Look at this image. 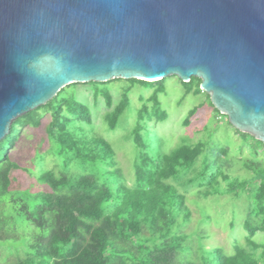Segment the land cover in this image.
I'll list each match as a JSON object with an SVG mask.
<instances>
[{
    "label": "trees",
    "instance_id": "obj_1",
    "mask_svg": "<svg viewBox=\"0 0 264 264\" xmlns=\"http://www.w3.org/2000/svg\"><path fill=\"white\" fill-rule=\"evenodd\" d=\"M117 81H124L126 86L114 104L111 92L101 86ZM164 83L165 79L74 83L46 105L25 114L35 128L50 114L47 137L57 146L65 169L77 164L86 172L77 176L41 173L37 185L47 186L49 191L32 192V188L21 185L16 174L24 168L12 162L11 150L20 131L31 123L23 122L24 116L13 122L10 133L0 141V264H261L264 245L254 240L257 233H264V159L258 150L255 159L245 161L244 167L251 173L248 177L231 180L225 167L215 168L212 163L210 176L202 180L199 192L206 198L218 193L243 194L251 185L252 202L243 224L248 234L246 246L235 239L231 255L223 247L208 250L201 243L204 236L179 230L181 223L191 221L192 211L187 205L188 195L173 182L181 172L193 170L205 144H184L162 155L151 151L155 142L161 141L156 125L168 119L159 97ZM201 83L196 77L182 82L188 91L195 84L196 94L204 93ZM77 85H92L95 102L104 98L108 108L104 120L111 131L133 107L131 93L135 87L153 90L149 98L140 95L141 106L133 108L136 122L129 140L138 156L131 185L110 142L93 130L90 108L75 97L63 96ZM204 94L210 101V95ZM42 109L43 115L39 113ZM198 110L196 107L189 112L184 127L190 126ZM257 142L264 148L261 141ZM227 152L224 148L219 153ZM207 172L204 168L198 177L202 179Z\"/></svg>",
    "mask_w": 264,
    "mask_h": 264
},
{
    "label": "water",
    "instance_id": "obj_2",
    "mask_svg": "<svg viewBox=\"0 0 264 264\" xmlns=\"http://www.w3.org/2000/svg\"><path fill=\"white\" fill-rule=\"evenodd\" d=\"M169 76L264 144V0H0V141L71 84Z\"/></svg>",
    "mask_w": 264,
    "mask_h": 264
},
{
    "label": "rangeland",
    "instance_id": "obj_3",
    "mask_svg": "<svg viewBox=\"0 0 264 264\" xmlns=\"http://www.w3.org/2000/svg\"><path fill=\"white\" fill-rule=\"evenodd\" d=\"M124 81L112 82L102 85V89L111 92L114 104L121 99ZM195 84L191 91L183 85L176 76L165 78L164 92L160 94L163 110L168 113L166 122L158 123L156 131L161 141H157L152 147L154 153L167 154L177 147L187 144L196 145L199 142L205 144V149L197 165L190 172H181L173 184L181 193L188 195V207L192 211L191 221L180 224L179 230H185L187 234H195L198 238L204 236L203 247L211 250L216 247H223L228 254H233V241L237 239L245 245L247 232L244 230V221L248 218L251 204L249 190L243 194L224 195L218 193L214 196L204 197L200 194L202 180L210 176V165L220 168L225 167L231 175V180H242L251 174L244 167L247 159H255L256 151L260 159H264V148L252 137H244L240 131L235 129L229 122L226 115L219 114L208 101L206 94H196ZM92 85H77L68 88L63 94L64 97H75L78 101L86 104L93 116V130L107 139L117 153L119 168L131 185L134 174V163L138 156L135 145L129 140L130 131L136 122V111L141 103L138 100L140 95L149 98L153 90L135 87L131 96L133 107L122 117L118 128L115 131L108 129L104 116L108 111L104 98L100 97L95 102ZM151 106V105H150ZM199 107L196 116L191 120L190 126L184 127L183 122L189 112ZM44 109L39 113L43 115ZM24 116V115H23ZM28 116L22 118L23 122L31 123L25 126L19 135V140L11 150L12 162L19 164L24 169L16 175L21 179V185L25 188H32V192L39 190L49 191L47 186L39 187L37 177L48 171H54L57 175L85 174L81 167L74 164L65 169L62 157L58 155L57 146L48 139V125L51 121L50 114H46L41 120L39 128H35ZM228 149L227 154H220L221 149ZM204 168H208L205 177L200 179L198 174ZM195 179L194 182L188 180ZM225 188L226 184H222ZM22 187V188H23ZM29 190V189H28ZM254 240L264 245V233H257ZM264 264V255H260Z\"/></svg>",
    "mask_w": 264,
    "mask_h": 264
}]
</instances>
